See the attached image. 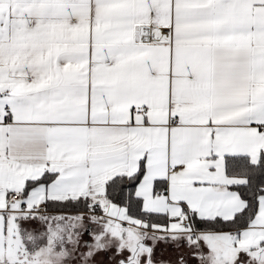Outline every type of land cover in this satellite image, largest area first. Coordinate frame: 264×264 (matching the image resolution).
<instances>
[{
    "label": "snow or ice",
    "instance_id": "6c2138e0",
    "mask_svg": "<svg viewBox=\"0 0 264 264\" xmlns=\"http://www.w3.org/2000/svg\"><path fill=\"white\" fill-rule=\"evenodd\" d=\"M0 264H264V0H0Z\"/></svg>",
    "mask_w": 264,
    "mask_h": 264
}]
</instances>
